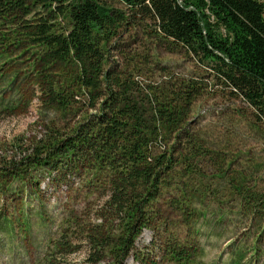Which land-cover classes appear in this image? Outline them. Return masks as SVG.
<instances>
[{"label": "trees", "instance_id": "16d2710c", "mask_svg": "<svg viewBox=\"0 0 264 264\" xmlns=\"http://www.w3.org/2000/svg\"><path fill=\"white\" fill-rule=\"evenodd\" d=\"M117 1L129 15L98 0H0V73H24L32 98L54 114L39 139L6 151L0 188L16 184L39 197L40 179L50 178L72 221L64 222L59 255L81 247L85 264H123L129 256L156 264L136 253L148 232L163 259L196 264L191 237L210 194L202 185L194 202L189 187L194 161L208 153L191 122L203 89L158 65L144 40L186 54L264 124V2ZM136 44L143 52L131 50ZM260 208L264 217L263 199Z\"/></svg>", "mask_w": 264, "mask_h": 264}, {"label": "rangeland", "instance_id": "374dc122", "mask_svg": "<svg viewBox=\"0 0 264 264\" xmlns=\"http://www.w3.org/2000/svg\"><path fill=\"white\" fill-rule=\"evenodd\" d=\"M98 1L129 15L117 0ZM131 35L141 41L140 30ZM144 41V52L149 50L158 65L172 69L188 85L195 83L203 89L193 106L191 122L208 153L207 157L194 161L197 174L193 175L196 177L193 185L196 186L189 187L194 190V202L202 200L198 187L206 186L210 194L204 200L208 210L198 215V235L192 233L191 237L197 244L193 263L264 264V217L259 212L264 200V124L222 80L200 68L186 54H171L166 47H155ZM137 45L131 50L137 51ZM19 65L17 63V69ZM9 72L0 73V160L7 155L6 151L8 155L16 151L14 147L19 143L39 139L46 123L51 124L54 119L53 112H46L43 105L32 98L34 89L26 84L28 78L24 73L9 77ZM12 80L15 83L9 87ZM28 100H31L29 105ZM2 167L0 162V169ZM2 175L1 172L0 183ZM40 182L39 197L25 193L16 184L8 192L0 188V264H85L86 254L79 246L70 255H59L61 250L56 246L63 245L59 239L64 222L72 224L71 213L63 206L70 205L62 194L53 192L49 177L43 176ZM243 197L253 200L247 204L241 202ZM166 238L169 237H161ZM150 242L151 235L143 232L135 243L136 253L149 261L155 260L156 264H171L158 251L150 249ZM75 245L80 244L73 242L72 246ZM132 257L123 264H138Z\"/></svg>", "mask_w": 264, "mask_h": 264}]
</instances>
